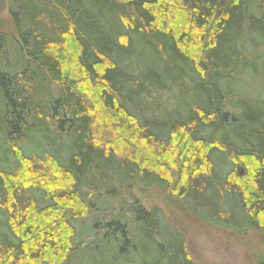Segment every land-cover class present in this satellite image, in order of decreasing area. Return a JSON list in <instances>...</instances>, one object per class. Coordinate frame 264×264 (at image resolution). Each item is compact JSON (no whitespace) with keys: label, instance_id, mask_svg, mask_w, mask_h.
<instances>
[{"label":"trees","instance_id":"trees-1","mask_svg":"<svg viewBox=\"0 0 264 264\" xmlns=\"http://www.w3.org/2000/svg\"><path fill=\"white\" fill-rule=\"evenodd\" d=\"M0 10L8 21L0 29V154L13 160L0 169V264H69L85 245L72 221L90 214L77 194L91 170L124 175L108 188L113 206L133 204L122 192L137 170L167 177L181 200L214 191L202 202L212 223L238 213L264 231V100L228 83L224 93L220 83L247 72L264 89V0H0ZM135 39L157 72L131 62ZM175 87L185 119L176 108L146 119L137 96ZM228 98L239 112L225 110ZM226 160L233 171L222 178L216 167ZM44 182L61 185L59 195ZM34 190L49 204L40 206ZM137 212V237L121 217L106 221L101 246L113 260L192 264L181 238L156 241L154 212ZM261 235L256 264H264Z\"/></svg>","mask_w":264,"mask_h":264},{"label":"rangeland","instance_id":"rangeland-1","mask_svg":"<svg viewBox=\"0 0 264 264\" xmlns=\"http://www.w3.org/2000/svg\"><path fill=\"white\" fill-rule=\"evenodd\" d=\"M4 11L0 10V29L7 31L8 21L6 11ZM133 42L135 46L127 51L130 54L131 62L141 64V68L145 71L157 72L153 64L155 59L153 53L145 46L137 45L138 41L136 39ZM246 73L242 72L233 79H229L231 76L228 78L222 77L220 79L222 91L226 93V87L230 84L232 89L239 93L242 92L250 98L258 97L264 100V89L260 86L259 80L246 78ZM176 88L172 91L148 88L147 92H141L136 101L140 106L139 109L145 115L144 117L148 120L152 118L159 120L162 117L161 115H166L167 111L176 108L177 115L175 114V118L179 115L181 117L178 116V119H185L186 108L181 105V96ZM76 91L87 101L91 100L89 93L83 90L81 86L77 87ZM236 105L237 100L235 98H228L224 108L228 111L239 112L240 110ZM198 135L203 137L201 132H198ZM119 154L124 155L121 152ZM6 157L2 158L0 154L1 170H7L10 161H13L11 155L8 154ZM218 159L219 157L214 155L215 165ZM217 166V171L222 175L218 176L222 178L231 175V171H233V167L227 160L221 162V165L218 162ZM130 173L132 176L130 178L127 176L128 178L126 177L124 184H131V187L123 188L122 197L126 200L125 203L133 204L130 206L125 205L124 208L120 205L113 206L108 198L111 199L112 197V200L114 198L107 194L112 182H114V185L116 183L115 186H117L120 180L123 181L124 175L121 171L113 173L108 170V177H103L91 170L87 176L88 178L82 180L84 183L79 189L77 188L79 190L77 196L89 205L90 214L82 220L72 221V225L76 230L75 242L85 241V245L69 258V264H122L111 258L113 249L109 248L108 250L106 247L101 246L105 245L101 235L104 232L106 221L111 215L121 217L120 220L133 226L130 213L137 215L139 206H142L148 212H154L156 215L155 222L159 225L156 228L157 230L153 231L156 241L168 245L175 243V238H181L183 248L192 264H256L257 253L263 247V236L261 234L264 235V231L258 227V225H261L260 221L257 224L255 222L246 223L240 221L237 217L238 213H235L226 223H220V226L208 220L211 216V210L206 206H202L205 199L213 198L214 191H207L202 195L194 192L186 199L181 200L175 195L176 192H173L174 185L170 182L171 180L169 181L164 175H161L165 180L163 182L156 177L143 176L137 170ZM63 180L65 178L59 175L57 181ZM44 184L48 192L59 195L61 185L54 187L49 182H44ZM34 194L40 206L43 207L49 204V200L43 192L35 191ZM141 227V224H135L132 235L136 237L137 235H143L144 230ZM82 250L83 252H81ZM96 251H98V254ZM150 255L153 257L154 253L150 252ZM137 262L138 257H132L128 264H137Z\"/></svg>","mask_w":264,"mask_h":264}]
</instances>
